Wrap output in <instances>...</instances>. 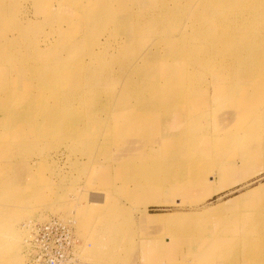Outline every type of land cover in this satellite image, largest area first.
<instances>
[{"label": "bare ground", "instance_id": "obj_1", "mask_svg": "<svg viewBox=\"0 0 264 264\" xmlns=\"http://www.w3.org/2000/svg\"><path fill=\"white\" fill-rule=\"evenodd\" d=\"M33 1L36 2L38 9L48 4L47 0ZM58 1V6L52 4L51 8L45 6V11L40 15H43L49 24L51 20L65 16L61 14L63 10L65 12L66 8L71 9L73 14L67 16L77 18L78 24H74L73 30H66L61 28L63 23L60 22L57 33L63 39L72 40L73 46L64 48V40L48 38L43 41V45L39 43L32 48L33 56L28 51L30 56L27 57V53H24L27 58L20 59V44L29 42L28 35L33 29L22 27L23 13L18 14L20 16L17 15L16 18L13 14L10 16L9 13H1L4 11L1 9L2 5L9 4L10 0H0V132L5 128L6 120L16 123L17 127H26L30 130L31 128L27 125H20L17 122L34 121L35 117H38L37 120H42L35 122L34 131L41 140L54 130L59 131L58 124L68 113V117L76 122L80 121L78 127H74L75 137L73 139L83 140L86 136L88 137L87 134L93 125L97 126L102 123L100 110L104 107L109 111L105 112L103 120L110 119L116 122L114 124L116 136L112 138L117 140L114 142L118 144L123 138L127 140L136 138L133 142L137 144L130 146H142L148 137H141L139 132L135 135L137 130L152 128L149 132L153 139L148 138L147 141L151 143L156 140L154 138L156 127L161 126L166 120H172L175 115L172 113V116L166 119L165 117H168L166 108L176 111L181 106H185L184 111H180L177 115L178 121L185 123L189 116L192 119L195 116L193 112L199 110L197 108L194 111L192 108L194 101L204 98L208 92L205 88L198 93L188 95L190 87L195 89L212 84L215 86L213 96L215 105L211 113L220 114V119L226 121L227 124L230 120L226 116L241 119L234 132L228 128L226 136L220 138L217 152L222 153L232 146L239 147V151L247 153L242 159L248 166L264 165V0H197L192 6L186 25L180 28L175 23L173 26H168V30L166 29L168 28L167 21L163 22V20L175 19L173 13L168 14L169 11L167 12L169 2L172 0H159L157 5L159 4L160 7H157L155 13H153L151 0L145 1L147 6L142 5L145 3L134 0ZM186 1L190 3L194 0ZM66 3H69L67 7ZM9 7L13 11L14 6H8L5 9L8 10ZM37 10L35 13L39 12ZM17 19L20 22H17ZM5 20L10 26L7 32L4 28ZM111 20L115 21L114 32H111L113 36L111 33H104V40L86 39L84 35H77L84 25L101 29ZM8 32H16L18 39L22 41L16 36H8ZM37 33L39 35V32ZM138 42H140L139 49L136 48L134 51ZM106 46L114 53L110 52L104 60L99 58L101 61L93 57L95 49L102 51ZM24 47H30L31 50L29 44ZM62 48L67 51L61 52ZM138 50H141L139 55L131 54L139 52ZM51 52L57 53L51 54ZM87 58L91 59L89 60L91 63L95 61V64H88L86 72L80 71L79 68L84 67L83 60ZM179 62L182 63L181 67L178 65ZM209 75L213 80H209ZM18 78L22 82H38V85L35 86L34 91L32 86L26 85L24 92L22 91L23 94L17 97L16 85L20 81ZM96 78H98L97 81H95ZM112 81L114 82L113 88L121 85L120 100L127 103L124 107L121 105L113 108L110 105L105 106V102L99 99L97 93L101 86L103 87L102 92L105 87L110 91L109 97L115 91L110 85ZM96 87V91L89 95L90 90ZM134 92H136L135 101L132 100L134 103L128 104L127 98L132 93L134 95ZM188 98L189 101H187ZM10 99L16 100L19 107L25 105V109L20 111L18 107L19 111L10 115L2 106V104L9 103ZM110 101L109 99V103L113 102ZM185 101L187 102L183 104L182 102ZM85 103L87 106L82 108L83 111L80 109L76 112L71 111L78 104L83 106ZM121 124L124 125L122 129H120ZM183 125L184 128L188 127L187 124ZM245 130L250 132V135L241 137L242 131ZM158 132L161 133L162 130ZM5 138L6 136H2L0 141H4ZM215 138L212 137V140L217 141ZM161 140L159 144V148H163L161 153L149 150L150 154L144 160L134 161L136 159L132 157L134 160L122 163L123 170L132 173L128 182L136 183L141 188L140 193L163 192L168 186L175 191H183L186 188L190 191L195 187L204 186L206 182L209 183L214 174L211 170L205 171L206 166L209 165L206 153L199 156L195 150L193 153L189 152L182 140L179 143L178 141L174 143L173 140ZM169 145L170 147L176 146L175 151H170L167 157L162 156L166 152L164 147H169ZM210 166L212 167L211 164ZM178 170L182 171V174H176ZM225 171L236 174V169L235 171L230 168L221 170L222 173ZM99 194L103 197L99 198L105 199L103 193ZM91 195L93 197V194ZM263 196L264 185L255 187L225 205L236 203L235 205L241 208L244 207L241 205L242 202H252L255 199L257 202L259 200V203L263 202ZM199 198H193L192 202L199 203L202 200ZM249 206H252L264 221V206L256 207L255 203ZM216 211L221 212L219 206L209 208L203 215L209 216ZM156 216L158 220L164 221L173 215ZM58 218L65 220L61 214ZM69 223L71 222L67 224L72 227ZM221 223L222 225L230 224L224 228V232L227 233L221 237V250L228 257L229 262L234 260L237 264H252L253 261L260 262L259 257L261 256L264 259V240L259 246L252 245V236L259 232V227L262 228L261 222L244 223L237 216L222 220ZM239 228L245 229L241 237L237 236ZM31 238L32 236L28 240V247ZM240 242L245 244L242 253H238L237 250L232 251L238 249L237 244ZM254 248L259 254L254 252ZM219 259L221 260L220 257Z\"/></svg>", "mask_w": 264, "mask_h": 264}, {"label": "rangeland", "instance_id": "obj_2", "mask_svg": "<svg viewBox=\"0 0 264 264\" xmlns=\"http://www.w3.org/2000/svg\"><path fill=\"white\" fill-rule=\"evenodd\" d=\"M19 1L10 0V5L8 3L3 4L1 9H4V11L1 13H9L10 16L13 14L15 18L18 14L21 15L23 13L22 18H26V21L24 19L21 21V18L18 17L23 24L22 27L33 29L28 35L29 42L21 43L20 48L18 45L20 49V57H18L20 59L26 57L24 53H27V57L29 53L33 56L32 48L39 43V45H43V41L48 38L64 40V48L73 46L72 40L63 39L57 33L59 29L58 23L60 22L63 23L61 28L66 30H73L74 24H78L77 18H68L67 16L73 14L71 9L66 8L65 12L63 10L64 14L63 12L61 13L67 17L58 14L62 17L51 20V23L48 24L49 21L45 20L40 13L45 11V6L48 8H51V4L58 6V0H47L48 4L42 6V9L34 6L35 1L33 0ZM134 1L145 3L147 0ZM196 1L194 0L190 3H187L186 0L170 1L167 12L169 11L168 14L173 13L172 15L176 20L168 19L169 21L163 20V22L167 21V27L176 23L182 28L186 25V20L190 16L192 6L195 5ZM158 2L159 0H151L154 8L153 13L156 12L157 7H160L159 4L157 5ZM67 4L69 5V3H66V7ZM142 5L147 6L146 3ZM8 6H14L13 11H11L10 7L8 10L5 9ZM36 10L39 12L35 13ZM113 14H115V11H113ZM19 19H17V22H20ZM27 20H29L28 23ZM5 21L7 23V20ZM6 23H4L5 32L9 31L10 27ZM169 27L166 29L168 30ZM114 28L115 21L113 20L101 28L102 30L84 25L77 35H84L86 39L98 38L104 40V33L114 32ZM37 32H39V35ZM7 35L16 36L17 39L19 37L16 32H8ZM111 35L113 36L112 33ZM26 44L31 45V50L30 47H27L28 49L24 47ZM139 44L140 42L135 45L134 51L136 48L139 49ZM64 48H62L61 52L67 51ZM95 51L93 57L99 61L104 60L112 52L108 46L102 51L97 49ZM140 52L141 50L131 54L137 56ZM54 53L57 52H51V54ZM89 60L91 59L83 60L84 67L79 68L80 71L86 72L88 64H95V61L91 63ZM67 64L70 63L67 62ZM178 65L181 67L182 63L179 62ZM70 69L72 70V68ZM208 78L213 80L211 75ZM22 80L18 81L16 85L17 97L23 94L26 85L32 86L33 91L35 86L38 85V82L30 81L27 83V81L22 82ZM97 80L98 78L95 81ZM110 85L112 90H115L114 94L112 93L109 97L110 91L106 90L105 87L102 92L101 89L103 87L101 86L100 91H98L102 95L97 93L100 101L105 102V106L110 105L112 108L117 105L124 107L126 102L124 103L120 100L121 85L113 88V81ZM214 87L212 84H209L208 87H197L195 89L190 87L188 95L198 93L205 88L208 95L194 101L192 108H194V111L197 108L199 110L198 112H193L195 116L192 119L189 116L185 123L177 119L178 113L184 111L183 108L185 106H181L176 111L164 108L167 110L166 114L168 115V117H165L166 119L170 118L172 113H175V115L172 120H166L161 126L156 127V136H154L156 140H153L155 141L153 144V141L151 143L147 141L148 138L153 139L149 132L152 128L137 130L135 135L139 132L141 137H148L142 146H130L131 144H137L133 142L136 138H130L129 140L123 138L119 140L118 144L114 142V140H117H113L114 136H116L114 127L116 122L110 119L103 120V115L109 111L104 107L100 110L102 123L97 124V126L93 125L87 134L88 137L86 136L83 140L73 139L75 137L74 127H78L80 121L76 122L68 117V113L58 124L60 130H54L46 138H41V140L38 139V134L34 131V124L37 121L41 122L42 119L37 120L38 117H35L34 121L17 122L20 125H27L32 131L26 127H17L16 123L6 120L5 128L0 132V138L6 136L4 141H0V264H29L26 246L31 236L32 226L35 223L46 222L50 217H58L59 214L64 217V221L61 219L63 222H71L69 224L72 225L77 239L80 240L77 252L78 258L82 259L85 264H237L234 260L229 262L230 260L221 250V237L227 233L224 232V228L230 226V224L222 225L221 221L237 216L244 223L261 222L262 230L259 227V232L252 236V245L259 246L260 242L264 240V221H262V218L254 208L249 205L255 203L256 207L264 206V200L263 202L260 201V203L259 200L258 202L255 201L256 199L252 200V202H242L241 205L244 207L239 208L240 206L237 207L236 203L229 206L225 205L231 199L224 204L222 203V205H218L221 212L216 211V213L212 214L213 216L203 215L209 208L216 206L221 201L236 195H244L255 187H263L264 185V172H262L264 165L248 166L242 159L247 153L239 151V147L232 146L230 149L222 151L224 154L217 152L220 138L226 136L228 128H231L234 132L241 119L238 120L234 116H231V119L230 115L226 116L230 120L227 124L226 121L220 119V114L211 113L215 105V100L213 99ZM96 89L97 87L91 89L89 95H92ZM131 96L127 98L129 100L127 101L128 104L134 103L136 92H134V95L132 93ZM109 99L111 100L110 102H113L109 103ZM8 101L9 103L2 104V106L10 115L25 109V105L19 107L16 100L10 99ZM187 101H189V98ZM187 101L182 103L185 104ZM81 105L78 104L71 111L74 110L76 112L79 109L83 111L84 106H87V104ZM217 110H219L218 107ZM208 112L209 114H207ZM63 122L67 123L64 124ZM183 124H187L188 127L184 128ZM123 126L121 124L120 129ZM161 130L162 132L159 133L158 131ZM248 134L250 135V132L242 131L241 137ZM212 137H216L217 141L212 140ZM161 139L173 140L174 143L176 141L179 143L182 140L189 152L193 153L195 150L199 156L202 153H206L209 165L206 166L205 171L209 172L211 170L213 172L214 175L211 178L220 176V185H214L213 181V183L209 181L204 186L195 187L190 191L187 188L186 190L183 189L184 192L175 191L171 186H168L163 192L154 194L140 193L141 188L136 183L128 182L132 173L123 170L122 163L134 160L132 157L136 159L134 161L144 160L150 154L149 150L161 153L163 149L159 148V144L162 142ZM91 143L93 144L92 146ZM175 147H170V145L169 147H164L166 152L162 156L167 157L171 153L170 151H175ZM228 168L234 171L236 169V174L234 175L228 171H225V173L221 172L222 169ZM175 173L180 175L182 171L178 170ZM230 176L236 178L233 182H246L206 201L201 198L202 200L199 203L192 202L193 198L199 197L197 195L198 190L211 191L209 194H212L224 189L222 187V183L225 182L224 178H230ZM213 186L216 187L212 188ZM99 193H103L105 199H101L103 197ZM91 194H93V197ZM156 215L173 216L163 221L158 220ZM237 230V236H243L245 229L239 228ZM237 245L238 249H233L232 251L235 252L237 250L238 253H242V248L245 247V244L240 242ZM254 252L258 253L255 248ZM165 257L168 259V263L160 261L164 260ZM259 258H261L260 262L256 263L253 261L252 264H264L263 256Z\"/></svg>", "mask_w": 264, "mask_h": 264}, {"label": "built area", "instance_id": "obj_3", "mask_svg": "<svg viewBox=\"0 0 264 264\" xmlns=\"http://www.w3.org/2000/svg\"><path fill=\"white\" fill-rule=\"evenodd\" d=\"M30 246H26L29 264H85L78 258L80 240L75 231L58 217H50L31 228Z\"/></svg>", "mask_w": 264, "mask_h": 264}, {"label": "crops", "instance_id": "obj_4", "mask_svg": "<svg viewBox=\"0 0 264 264\" xmlns=\"http://www.w3.org/2000/svg\"><path fill=\"white\" fill-rule=\"evenodd\" d=\"M34 4H35V6H36V2H34ZM262 172H264V169H263V171ZM262 172H261V174H262ZM258 176V175H257ZM223 179V178H222ZM234 179H236V178H233V177H231L230 176V178H224V183H222V187L224 188V189H222V190H220L218 193H212V194H209V193H211V191H209V192H207V191H197V195H199V197L200 198H202V199H204V201H206V200H208V199H210V198H212V197H214V196H219V195H221V194H223V193H226L227 191H229V190H232L233 188H235V187H239V186H241V185H243L245 182H233L234 181ZM251 179V178H250ZM220 180H221V178H220V176H215L214 178H210V182L211 183H213L214 182V185H217V186H219L220 185ZM213 181V182H212ZM248 181V180H247ZM216 187V186H215ZM240 194V193H239ZM236 196H238V195H236ZM236 196H234V197H232V198H229V199H226V200H224V201H221V203H219V204H217L216 206H218V205H222V203H225V202H227V201H229V200H231V199H234ZM199 198V199H200ZM221 198V197H220ZM215 207V206H214ZM166 245H168V244H166ZM155 259V258H154ZM160 261H165L166 263H168L169 261H168V259L165 257L164 258V260H160Z\"/></svg>", "mask_w": 264, "mask_h": 264}]
</instances>
